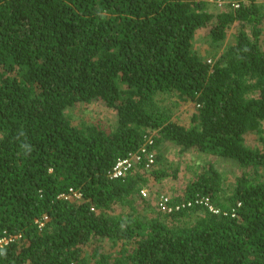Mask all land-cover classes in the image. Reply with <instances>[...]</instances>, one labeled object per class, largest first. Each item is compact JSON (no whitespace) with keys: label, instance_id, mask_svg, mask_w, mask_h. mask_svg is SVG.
I'll use <instances>...</instances> for the list:
<instances>
[{"label":"trees","instance_id":"1","mask_svg":"<svg viewBox=\"0 0 264 264\" xmlns=\"http://www.w3.org/2000/svg\"><path fill=\"white\" fill-rule=\"evenodd\" d=\"M225 1L214 14L209 0H0V236H20L0 264H264V151L246 145L264 133V4ZM209 24L215 46L239 25L211 64L195 47ZM172 94L194 104L189 126ZM97 102L113 124H73L71 109ZM145 137L156 165L110 179ZM166 143L242 173L226 187L203 161L169 201L179 209L146 215L141 189L180 172L160 164ZM71 188L82 203L59 197ZM208 198L219 212L182 207ZM117 204L132 213L111 214ZM94 237L123 242L126 255H83Z\"/></svg>","mask_w":264,"mask_h":264},{"label":"rangeland","instance_id":"2","mask_svg":"<svg viewBox=\"0 0 264 264\" xmlns=\"http://www.w3.org/2000/svg\"><path fill=\"white\" fill-rule=\"evenodd\" d=\"M209 2H211L210 11L212 13L216 14L217 12L223 10L213 1L209 0ZM259 2L264 4V1L259 0ZM211 27L212 26L209 24L207 27L198 31V34L195 38V47L206 59L215 60L217 55L223 49L234 42V37L239 30V25L234 24L231 26L230 30L228 31L227 39L220 46L212 45L210 42L208 31ZM262 46L264 48V37H262ZM166 103L175 108L174 118L178 123L185 126L190 125L191 116L195 112V106L192 102L181 101L177 95L172 94ZM70 114L73 124L78 126H80V124L84 121L89 123L100 121L108 125L113 124L116 119L115 111L113 109H110L103 103L98 102L90 104L81 103L71 109ZM246 145L264 151V133L262 136L256 134L246 135ZM164 154L166 158L163 160V162H160V164H163L164 167H166L170 164L177 165L180 162V172L176 180L171 178H165L161 181L150 179L148 182L150 188H148L149 196L146 198V200L138 197L135 205L139 212L145 213L146 215H152L158 210L155 205V201L158 199L161 193L164 192L172 198L175 196L174 194L179 193L182 195L185 191L186 184L194 175L193 171L199 170V166L205 161H213L214 164H216V166L225 176L226 183L224 185L226 187H229L231 184H233L235 182V177L240 176L242 173L241 168L235 162L233 163L231 161H223L212 156L205 157L195 150H190L184 154H180L179 149H177L172 144L166 143L164 145ZM261 172L264 176V169H262ZM110 213L119 215L124 213H132V210H130L127 206L122 207L121 205L117 204L114 205ZM122 243L123 242L121 241L113 243L105 237H94L91 239L90 244L84 247L85 249L83 255L85 254L86 256L91 257L97 250L102 253L110 254L114 259L123 258L126 253L123 251Z\"/></svg>","mask_w":264,"mask_h":264},{"label":"built area","instance_id":"3","mask_svg":"<svg viewBox=\"0 0 264 264\" xmlns=\"http://www.w3.org/2000/svg\"><path fill=\"white\" fill-rule=\"evenodd\" d=\"M214 3H216L221 9H225L228 5L225 0H211ZM232 6L238 7V4L232 3ZM209 64H211L212 60H207ZM145 144L141 146V148L137 151L129 153L125 157L119 158L111 171L108 173L110 179H116L123 177L127 174H135L137 172L140 173H146L147 171H150L156 164V153L153 150H148L146 146L148 144H152V140L145 137ZM149 185L146 187H143L140 191V196L143 199H146L149 196L148 191ZM150 189V188H149ZM183 196V195H181ZM60 198H63L67 201H70L72 203H82L84 201V198L82 194L74 189H69L68 192L62 193L59 196ZM172 199L171 196H168L164 192L160 194L158 199L155 201V205L158 209V211H162L164 213L171 212L173 209H179L180 206L171 207L169 204V201ZM203 204L206 207L209 208L210 211L213 212H219L217 208H215L213 205H211L209 198L208 199H195L193 201H187L186 203L182 204L183 208H189L194 205H200ZM94 210V208H92ZM48 220L47 216H44L43 220L39 221V226L42 228L45 224V222ZM20 238L19 235L9 234L8 232L4 231L3 235L0 236V252L6 248L7 245L15 242Z\"/></svg>","mask_w":264,"mask_h":264},{"label":"clouds","instance_id":"4","mask_svg":"<svg viewBox=\"0 0 264 264\" xmlns=\"http://www.w3.org/2000/svg\"><path fill=\"white\" fill-rule=\"evenodd\" d=\"M238 205H239V204H238ZM232 215H233V216H235L236 214H235V213H233Z\"/></svg>","mask_w":264,"mask_h":264},{"label":"crops","instance_id":"5","mask_svg":"<svg viewBox=\"0 0 264 264\" xmlns=\"http://www.w3.org/2000/svg\"><path fill=\"white\" fill-rule=\"evenodd\" d=\"M260 1H264V0H260Z\"/></svg>","mask_w":264,"mask_h":264}]
</instances>
